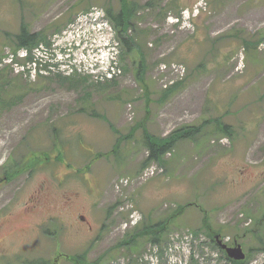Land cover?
<instances>
[{
    "label": "rangeland",
    "instance_id": "rangeland-1",
    "mask_svg": "<svg viewBox=\"0 0 264 264\" xmlns=\"http://www.w3.org/2000/svg\"><path fill=\"white\" fill-rule=\"evenodd\" d=\"M133 2L124 53L103 14L119 0H0V176L37 160L0 187V264H231L203 211L244 264H264V0ZM23 25L57 60L34 71L36 52L19 56ZM192 127L149 157L143 129ZM127 202L139 228L184 210L160 242L126 245Z\"/></svg>",
    "mask_w": 264,
    "mask_h": 264
},
{
    "label": "trees",
    "instance_id": "trees-1",
    "mask_svg": "<svg viewBox=\"0 0 264 264\" xmlns=\"http://www.w3.org/2000/svg\"><path fill=\"white\" fill-rule=\"evenodd\" d=\"M133 1L134 0H132V2L129 0H119V10L117 11V13H113V9L110 6H106L104 8L105 16L110 21V23L113 25L115 29L116 37L119 40V43H121L124 46V49H125L124 53H128L129 51H131L132 46L136 44V41L127 34L131 26L132 16L134 15L135 9L137 7L136 3ZM23 26L24 27H22L21 30L17 34H15L13 38L17 46L32 47L38 44V42L44 40V38L41 37L40 33H30L27 30L26 26L25 25ZM243 42L246 46L251 45V43H248L247 41H243ZM163 96L166 97L167 96L166 93H164ZM216 122H218V125L216 127L219 131L223 133H227V134L230 133L229 125L223 124L219 120H216ZM198 130H199L198 127H195V128L192 127V128H189L188 130L182 129L181 130L182 133L180 134H178L179 132H174L168 135L167 137L155 139L153 136H150L147 133L146 129H143V131L145 132V137L147 139L148 148L150 151L149 157L159 159L160 155L166 152L173 145L175 138L178 139V138H181L183 135L194 134ZM127 138H129V136H127ZM116 147H117V142L114 144L112 151L115 150ZM105 154H108V153H105ZM30 165L23 166L19 168L18 171L17 170L11 171L10 178H12L15 174L25 171L27 168H30ZM183 210H184V206L181 205V206H178L174 210V212L169 215L167 219L158 221L148 226H143L141 228L135 225L136 227L134 228L133 232L131 233V235L127 237L126 240H124V243H126V245L127 244L133 245L138 237H145L152 243L160 242L162 234L166 231V228L168 227L169 223L173 219L178 217V215L182 214ZM201 222H202L201 228H203V230L207 233L208 237L210 238L211 243H213L226 256L225 252L221 248L218 247V245L216 244L214 240L215 236H219L221 234V228H218V229L212 228L209 222L208 216L204 211H203V217L201 219ZM47 231L49 230L47 229ZM47 231H45V233ZM226 258L231 264H244L245 262L244 260L243 261L230 260L227 256ZM71 260H73L75 264H103V261L102 259H100V257L96 259L94 262L87 263L84 254H79L78 256L71 258ZM18 262L19 264H42V261H40V259L39 260L38 259H35V260L19 259ZM46 263H43V264H46Z\"/></svg>",
    "mask_w": 264,
    "mask_h": 264
},
{
    "label": "water",
    "instance_id": "water-1",
    "mask_svg": "<svg viewBox=\"0 0 264 264\" xmlns=\"http://www.w3.org/2000/svg\"><path fill=\"white\" fill-rule=\"evenodd\" d=\"M3 179H5V177L1 178L0 182L3 181ZM218 243L226 251L229 258H231L233 260H242L245 258V253L243 252L240 245H236L234 247H227L225 244H221L220 241Z\"/></svg>",
    "mask_w": 264,
    "mask_h": 264
},
{
    "label": "flooded vegetation",
    "instance_id": "flooded-vegetation-1",
    "mask_svg": "<svg viewBox=\"0 0 264 264\" xmlns=\"http://www.w3.org/2000/svg\"><path fill=\"white\" fill-rule=\"evenodd\" d=\"M32 159H33V161L36 160L35 158H30V159H28V162H30L32 165H35V162H36L37 160H36L34 163H32V162H31ZM22 166H23V165H22ZM2 173H3V175L6 174L7 176H9V172H7V171L2 170ZM20 174H21V173H18L16 176H19ZM16 176H15V177H16ZM9 181H10L9 179L4 180V182L0 183V185L3 184V183H8ZM2 215H3V214H2Z\"/></svg>",
    "mask_w": 264,
    "mask_h": 264
}]
</instances>
